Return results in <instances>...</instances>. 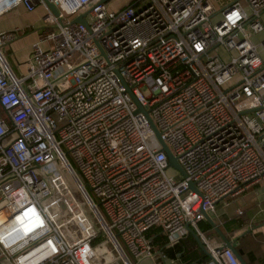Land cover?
<instances>
[{
    "label": "built area",
    "instance_id": "obj_1",
    "mask_svg": "<svg viewBox=\"0 0 264 264\" xmlns=\"http://www.w3.org/2000/svg\"><path fill=\"white\" fill-rule=\"evenodd\" d=\"M48 1L0 0L44 10L25 74L2 50L21 30L0 34V264L165 260L148 233L172 247L187 225L241 264L198 224L264 181V0Z\"/></svg>",
    "mask_w": 264,
    "mask_h": 264
},
{
    "label": "crops",
    "instance_id": "obj_2",
    "mask_svg": "<svg viewBox=\"0 0 264 264\" xmlns=\"http://www.w3.org/2000/svg\"><path fill=\"white\" fill-rule=\"evenodd\" d=\"M115 1L117 2L112 6H108L112 10L122 8L128 3L127 0ZM125 1H127V3ZM43 16L44 10L41 7H37L31 13H27L23 8H18L0 17V34L14 28H19L21 30L13 42L2 47L5 56H9L10 58L12 64V67L10 65L11 69L17 76H21L26 72V63L31 52V46L38 40V31L43 25ZM261 19L264 23V12ZM32 28L36 29L33 31ZM238 210L242 212L241 215H238ZM208 214L218 228L220 227V232L226 238L236 240L234 243L236 250L242 247L245 248L246 251H254V246L251 247L250 242H253L252 244H254V242H261L259 244H264V181L248 187L239 195L223 199L218 202L214 210ZM229 221L237 226L233 231L227 227L228 223H230ZM213 232L210 231L204 235L201 234L211 246H220L222 241L214 230ZM247 242L248 246L245 247L244 245ZM158 252L160 251L155 253L158 254ZM263 252V245L260 246L258 251L255 250V254L261 255ZM200 253L202 254L199 250L198 254ZM158 261H161V264H185L183 260L180 259V255H178L176 259L167 258L162 260L158 257L154 259H144L136 264H155L158 263ZM244 261L246 262L245 259ZM189 264L198 263L194 261ZM201 264H211V262L209 260Z\"/></svg>",
    "mask_w": 264,
    "mask_h": 264
},
{
    "label": "trees",
    "instance_id": "obj_3",
    "mask_svg": "<svg viewBox=\"0 0 264 264\" xmlns=\"http://www.w3.org/2000/svg\"><path fill=\"white\" fill-rule=\"evenodd\" d=\"M78 177L80 178L79 174ZM81 179V178H80ZM90 198L95 204H98L97 199L88 192ZM230 222V221H229ZM231 231L236 229L237 226L234 225L233 222L228 223L227 226ZM198 229L200 232L204 235L207 232H210L212 230V227L210 224L206 221L200 222L198 224ZM220 229V227H219ZM221 230V229H220ZM230 231V232H231ZM214 233V232H213ZM148 237L151 240V244L153 246V251L157 252L160 251L162 254L168 258V259H176L178 258V255H180V259L183 260L185 264L192 263L196 261L198 264L204 263L206 261H209V259L202 253L198 254L199 248L197 246V243L191 236L184 237L180 241H178L174 246L167 247V239L164 237L158 230L154 229L148 233ZM250 242V246H254V251L247 250L245 248L240 247L237 251L238 253L246 260L247 264H264V252L259 255L255 254V250L258 251L260 249V246H264V244H259L257 242ZM245 247L248 246V242L244 245ZM258 247V248H257ZM256 248V249H255ZM262 248V247H261ZM197 253V254H196ZM196 254V255H195ZM161 261H158L157 264H161Z\"/></svg>",
    "mask_w": 264,
    "mask_h": 264
},
{
    "label": "water",
    "instance_id": "obj_4",
    "mask_svg": "<svg viewBox=\"0 0 264 264\" xmlns=\"http://www.w3.org/2000/svg\"><path fill=\"white\" fill-rule=\"evenodd\" d=\"M45 3L47 4L48 8L53 12V14L55 16H58V12L57 10L54 8V6L49 3L48 0H44ZM103 3H107L109 0H101ZM74 22L75 23H80V24H83L84 26H87L85 20L83 19L82 16H79L77 18L74 19ZM133 101L135 102V99L132 97ZM142 112L144 113V115L146 116L150 126H151V129L153 130L156 138L158 139L160 145H161V148L162 150L166 153V156H167V160H168V166L177 170L182 177H185V174L182 170V168L179 166L176 158L172 155V153L170 152V150L167 148V146L165 145V143L161 140L160 138V134L159 132L157 131L155 125L153 124L152 120L149 118L148 114L142 110ZM190 188L191 190H195L193 184H190ZM204 216V220L206 222H208L210 224V226L212 227V229L215 231V233L220 237L221 241H222V248H227V249H230L234 254L235 256L238 258V260L240 261L241 264H247L244 259L242 258V256L238 253V251L236 250L235 246H234V243L236 240H230L228 238H226L219 230L218 226L214 223V221L210 218L209 214L208 213H204L203 214ZM186 230H187V236H191L195 242L197 243V246L199 248V250L209 259V260H212L211 258V255L208 253L207 249H206V246L204 244V242L202 241V239L200 238V236L195 232V230L193 228H191L189 225L186 226ZM250 232V231H248Z\"/></svg>",
    "mask_w": 264,
    "mask_h": 264
},
{
    "label": "rangeland",
    "instance_id": "obj_5",
    "mask_svg": "<svg viewBox=\"0 0 264 264\" xmlns=\"http://www.w3.org/2000/svg\"><path fill=\"white\" fill-rule=\"evenodd\" d=\"M128 2H129V0H127ZM127 1H125L126 3H127ZM117 1H115V0H109L107 3H108V6H112L114 3H116ZM245 9L246 10H248V8L247 7H245ZM43 26V25H42ZM36 28H32V30L34 31ZM264 35L262 34V35H258V36H255V37H253V39H252V42H253V44L254 45H259V43H260V41H261V39H262V37H263ZM5 54V53H4ZM5 57H7V56H5ZM7 62H9L8 64H9V66L11 65V67H12V64H11V61H10V58H9V56L7 57ZM141 92L144 94V96H148V93L146 92V90L145 89H142L141 90ZM177 173V175H175V178L176 179H180L181 178V176H180V174L178 173V172H176V171H174V170H172V169H167V174L168 175H171V174H176ZM71 179V178H70ZM69 179V181H70V185L72 186V191L74 192V193H76V191H77V187H76V185H75V183L72 181V179L70 180ZM113 254H114V261H113V263L112 264H122V262L121 261H119V255H118V253L114 250V252H113ZM137 263V262H136ZM135 263V264H136Z\"/></svg>",
    "mask_w": 264,
    "mask_h": 264
}]
</instances>
